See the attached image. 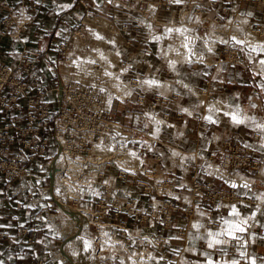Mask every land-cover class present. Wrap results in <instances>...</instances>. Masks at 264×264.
I'll return each instance as SVG.
<instances>
[{
    "label": "crops",
    "instance_id": "crops-1",
    "mask_svg": "<svg viewBox=\"0 0 264 264\" xmlns=\"http://www.w3.org/2000/svg\"><path fill=\"white\" fill-rule=\"evenodd\" d=\"M9 1L17 7L20 0ZM34 1L36 9L28 8L22 16L32 21L20 34L16 29L0 34V57L7 59L9 51L25 46L49 58L87 15L100 13L121 32L118 58H127L130 91L115 96L108 108L113 121L139 133L131 146L142 162L136 167L112 160L100 163V175L82 194L83 206L92 210L108 194V185V201L116 197L121 206L109 208L104 217L99 258H112L116 264H264V65L260 63L264 43H253L245 35L258 21L263 34H255L264 39L259 11L242 0H184L186 17L201 16L195 26L209 23L202 28L209 34L194 38L191 45H198L197 56L202 59L192 55L186 59L174 50L177 46L165 48V40L177 29L167 26L172 27L168 33L163 28L165 22L174 23V3L159 4L153 16H146L143 7L154 0ZM116 4L121 8L118 14ZM162 8L175 11L173 20L169 22ZM227 20L237 23L232 31L221 27ZM147 77L160 83L147 87ZM233 114L244 123H235ZM227 141L248 147L259 167L217 171ZM120 171L126 175L120 176ZM30 180L34 182V176ZM191 180L215 190L233 189L238 199L194 202ZM26 182L0 181V230L6 234L0 239V264H64L59 252L66 236L52 222L55 205H50V195L33 205L19 190ZM164 201L177 207L170 227L163 225L159 212ZM81 235L88 237L93 253L94 227L85 222ZM159 236L167 241L162 250L142 242ZM96 259L92 254L90 264Z\"/></svg>",
    "mask_w": 264,
    "mask_h": 264
},
{
    "label": "built area",
    "instance_id": "built-area-1",
    "mask_svg": "<svg viewBox=\"0 0 264 264\" xmlns=\"http://www.w3.org/2000/svg\"><path fill=\"white\" fill-rule=\"evenodd\" d=\"M242 1L251 3L264 21V0ZM28 8L36 9L34 0H20L17 7L9 0H0V34H11L14 29L20 34L23 26L32 21V17H22ZM214 19L218 21L219 16H214ZM251 30L263 34L258 21L251 24ZM68 47L69 41L61 43L58 50H51L49 58H42L25 46L9 51L7 59L0 57V181L11 184L27 180L19 190L30 198L33 205H37L45 195H50V205L59 206L55 192L60 194L65 204L76 207L87 225L94 227L92 254L97 259L92 264H116L112 258H99V253L104 236V217L109 208L120 209L121 206L116 197L108 201L111 196L108 185H105L108 194L97 202L95 208L89 210L83 206L84 190L94 177L100 175L98 165L108 162L105 158L89 161L86 157L93 143L103 135L110 136L114 145L123 146L137 140L139 133L112 120L109 108L104 106L105 95L96 89L95 75L86 79L74 75L63 77L61 64L75 57L72 50H67ZM46 74L49 81L44 80ZM225 145L227 152L216 170H256L259 167L248 147L228 141ZM58 156H63L66 164L52 169L51 165ZM30 164L38 165L43 172V175L34 177V182L30 180L33 177L29 171ZM195 171L198 173L200 169L195 168ZM119 175L126 173L120 171ZM189 189L192 199L198 203L238 199L233 189L215 190L210 184L197 180H191ZM1 192L0 189V196ZM176 209L170 201L160 205L159 212L165 227L173 224ZM190 213L191 210H187L182 219L187 220ZM4 236L6 234L0 230V239ZM122 236L127 242L130 240L125 232ZM142 242L157 250H162L167 243L161 236L145 237Z\"/></svg>",
    "mask_w": 264,
    "mask_h": 264
},
{
    "label": "rangeland",
    "instance_id": "rangeland-1",
    "mask_svg": "<svg viewBox=\"0 0 264 264\" xmlns=\"http://www.w3.org/2000/svg\"><path fill=\"white\" fill-rule=\"evenodd\" d=\"M155 2L153 3H150L147 5L146 7V4L143 8H145V14H147L146 16H153L152 15V12L154 11V9H156L159 4L161 5H165V4H171V3H174L175 5L173 6L174 9L172 10H175L176 9V13H175V18L173 20V15H174V12L175 11H170L168 9H163V14L164 16L166 17H170L169 19V22L171 20V17H172V20L174 23H164V26L163 28H166L167 26H174V25H177L174 26L176 27V31H174V35L171 36H168V38L172 41H170L169 39H166L165 42L167 43L166 47L167 49H171L173 46H177V48H174V50L176 49L177 52H179L180 54H182V56H185L186 59L189 58L190 54H192V52L194 53L192 55V57H196L199 53L197 52V46H195L194 48L193 47H190V45H192V41H194L195 39L197 40V38L199 39L200 36L201 37H205L207 36L209 33H208V28L206 29H202L205 25H208L209 23L207 22H204L201 23V26L200 27H197L195 26L193 23H196L200 20V15H196V18L194 20H191L190 18L186 17L185 16V12L183 11V5H182V2H184V0H154ZM120 7V6H118ZM116 8V7H115ZM120 8L116 9V12L117 14L120 12ZM184 13V14H183ZM98 15H102V14H93V16H90V15H87L85 18H94L95 16H98ZM144 16V17H146ZM107 21H109V18L106 19ZM89 20L87 19H84L83 23H80L78 26L74 27V30L75 32H72L71 35H70V38H69V47L67 50H72L73 52V55H79L80 58H82V56L84 57V55H88L87 57V60L89 62L90 65H92V67L96 70H101L105 72V69L106 67L103 66V63L101 62V59L98 55H96L95 53H93V51L100 49L102 45V43L100 44V39H99V36L101 37H104L105 35H107V32H102L98 29H96V32L93 31V26L89 24L88 22ZM110 22V21H109ZM223 22V20H222ZM110 25L113 27V29L120 33V36H121V32L119 30V27L117 26V24L115 22H110ZM209 26V25H208ZM226 26H228V24H225V25H221L222 28H226ZM168 29H172V27H168L166 28L165 30H168ZM175 30V29H174ZM228 31H232L233 28L231 27H228L227 29ZM169 33V31H168ZM189 33V34H188ZM188 34V36H187ZM76 37H78L79 41L77 42V45L75 47H73V43H74V40L76 39ZM195 38V39H194ZM121 42V37L118 39V41L116 42V45H115V50H116V55L113 54L111 59H112V62H113V66L109 67L111 69V71H114L116 72L117 74L121 75L122 78H121V81L125 82L122 86H121V90L123 88V86L127 83V86H125V92L122 91L125 95L129 93L130 89L128 88V83L130 81V78L128 79V82H127V68L124 63L126 62L127 58L126 57H122L121 60H119V54H118V45L119 43ZM184 44V45H183ZM197 47V48H196ZM191 48V50H190ZM191 52V53H190ZM197 52V53H196ZM182 56H178L177 59H180V57ZM115 57H117V59H114ZM119 57V58H118ZM199 57L200 59H202V55L201 56H197ZM54 58V57H53ZM198 58V59H199ZM176 59V58H175ZM94 64H93V63ZM100 65V66H99ZM121 68V69H120ZM108 70V69H106ZM133 70V69H132ZM129 74H132V71H128ZM135 73V72H134ZM132 78V77H131ZM148 78L146 79L145 81V85L147 87L149 86H153L154 83H148ZM46 79V81H49V75L46 74V76H44V80ZM156 79V78H155ZM150 81V80H149ZM94 82L96 84V89L99 90L102 94L105 95V97H107V95H111L112 94H115L113 88H116L117 87V90L119 91V88H120V83L115 84V82L113 81V83L109 80V79H106L104 76H99V77H96V79H94ZM51 83V82H49ZM130 85V84H129ZM157 85V84H156ZM115 97V96H114ZM108 108V107H106ZM111 138V137H110ZM112 139V138H111ZM114 143V142H113ZM117 147H119L120 145H115ZM122 146V145H121ZM131 146V142L128 143V145H123V149L125 151H134L135 147L131 146V148H128ZM89 156L86 157V160H91ZM95 160V159H94ZM104 160H107V161H113L117 164H123V166L125 165H128V162L126 160L125 157H119L118 154H114L112 156H109V157H105ZM97 161V160H96ZM64 162V160H63ZM66 163V161H65ZM64 165V164H63ZM62 165V166H63ZM29 171L32 173V175L35 177V176H41L43 175V172L40 171L39 169V166H34L33 164L29 166ZM67 206V208L70 210V211H74L73 213H78L76 211H78V209L76 207H73L69 204H65ZM55 210L52 211L53 213V217H54V220L52 221L53 223H57L58 226L60 227V230H62L66 236V238H68V233L66 232V227H71L73 226L72 225V218L70 216H67L61 209V206H57L55 204ZM80 212V211H79ZM79 214V213H78ZM86 222V219L84 216H82V219H81V223L82 225L84 226V223ZM65 230V231H64ZM71 231V229H68ZM67 242V243H65ZM80 242H81V247L80 249H78V245L77 244H73V245H70V242L68 241H64L63 243H65V245L63 246V249L62 251L66 252V253H69V255L72 257H78L76 258L78 260V263L77 264H90V261L92 260V246H91V242L90 240H88V237H85V236H82L80 237ZM59 252L60 253V256L62 257L63 261H64V264L67 263V260L65 259V257L63 256V253Z\"/></svg>",
    "mask_w": 264,
    "mask_h": 264
},
{
    "label": "bare ground",
    "instance_id": "bare-ground-1",
    "mask_svg": "<svg viewBox=\"0 0 264 264\" xmlns=\"http://www.w3.org/2000/svg\"><path fill=\"white\" fill-rule=\"evenodd\" d=\"M115 6H116L115 9L120 8V7H118L119 5H117V4ZM120 10H121V8H120ZM85 19L89 20L88 22L90 25L93 26L92 29L94 32H96V29H98L102 32H104V31L107 32V35H105L104 37L99 36L100 44L102 43V45L103 44L104 45L101 46V48L98 49V51L94 50L93 53H95L96 55H98L100 57L101 62L103 63V66H105L106 69H108V70L105 69V72H104V70L103 71L96 70L89 64V62L87 60L88 55H84V57L82 56V58H80L79 55H76L73 59H69V62H65V63L61 64V66H60L61 72H62L64 78H68L69 76L74 75L75 77H77L79 79H86L87 77H89L91 75H95V77H99L102 75L106 79H109L112 83H113V81L115 82V84L120 83L119 91L117 90V87L113 88L115 94L111 93V95H107V97H105L104 106L108 107L110 105L112 99L114 98V96H117V97H124L125 96V94L122 91L125 92L124 89H125V86H127V83H126L121 90V86L125 83V82L121 81L122 76L117 74L114 71H111V69L109 68V67L113 66V62H112L111 57L113 54L116 55L115 45L121 36H120V33L116 32L113 29V27L110 25V22L107 21L106 19L102 18V17L95 16L92 19H90V18H85ZM227 24H228V27H231V28H235L234 26H237V23L232 21V20H227ZM188 34H187V36H188ZM245 35H246V39L250 40L253 43H264L263 38H260L259 36H257L255 34V32H252L249 29L246 31ZM78 41H79V39H78V37H76V39L74 40V43H73V47H75L77 45ZM190 47H191V45H190ZM190 50H191V48H190ZM193 54L194 53L192 52V54H190V55H193ZM196 58H199V57L196 56ZM114 59H117V57H115ZM149 80L152 81L154 84L160 83L159 80H157L153 77H149L148 81ZM117 84H116V86H117ZM116 100H118V99H116ZM114 154H118L119 157H125L127 162H128V165L130 167L139 166L142 162L141 157L138 156L136 154V152L131 151V150L125 151L123 149V146H119V147L115 146L113 143V140L110 138V136H106V135H103L99 141H96L93 143V145L90 149L89 158L98 160L101 158L112 156ZM63 160H64V162H63ZM65 161L66 160L63 156H58L53 161L51 168L53 169V168L61 167L63 164H66ZM74 165L77 166L76 163H74ZM55 197L60 202V206H61L62 211L67 216H70L72 218V225L73 226L71 228V231L70 230L66 231L68 233L67 241L70 242V245L77 244L79 247L78 249H80V247H81V242H80L81 233H79V229H81L83 227V225L81 223V219H82L83 214L79 211H76L79 214L73 213L74 211L73 212L70 211L67 208V206L65 205V202L63 201L61 195L58 194L57 192H55ZM65 243H67V242H65ZM65 243H64V245H65ZM62 250H64V249L62 248ZM62 253H63V256L65 257V259L67 260V263H65V264H77L78 263V260L76 259L78 257H73V256L71 257L69 255V253H66L64 251H62ZM147 258H149V257H147ZM136 260H138V259H136Z\"/></svg>",
    "mask_w": 264,
    "mask_h": 264
},
{
    "label": "snow or ice",
    "instance_id": "snow-or-ice-1",
    "mask_svg": "<svg viewBox=\"0 0 264 264\" xmlns=\"http://www.w3.org/2000/svg\"><path fill=\"white\" fill-rule=\"evenodd\" d=\"M178 2H179V0H178ZM168 31L169 32H171L172 31V29H168ZM157 39H159V38H157ZM233 39H235V38H233ZM237 43H243L242 41H236ZM260 48H261V50L262 51H264V45H261L260 46ZM254 51H255V49H253ZM262 65H264V60H262L261 62H260ZM148 83H153L152 81H148ZM232 120L235 122V123H237V124H240V123H244V119H240V118H238V115L237 114H233L232 115ZM208 119L211 121V117H208ZM262 127H264V126H262ZM233 186H235V185H233ZM237 215H238V213H236ZM227 223V222H226ZM196 227H199V225H197ZM244 229L243 228H240L239 229V231H243ZM229 234L231 235V232H229ZM210 235H212L211 233H210ZM215 243H220V241L219 240H217V241H215ZM213 246V244L212 243H209V247H212Z\"/></svg>",
    "mask_w": 264,
    "mask_h": 264
},
{
    "label": "water",
    "instance_id": "water-1",
    "mask_svg": "<svg viewBox=\"0 0 264 264\" xmlns=\"http://www.w3.org/2000/svg\"><path fill=\"white\" fill-rule=\"evenodd\" d=\"M58 205H59V203H58ZM60 206V205H59ZM82 229V228H81ZM81 229H79V233H81ZM66 241H67V238H66Z\"/></svg>",
    "mask_w": 264,
    "mask_h": 264
}]
</instances>
